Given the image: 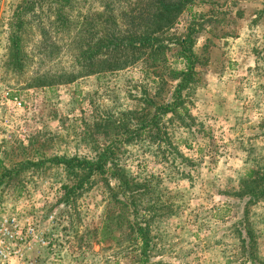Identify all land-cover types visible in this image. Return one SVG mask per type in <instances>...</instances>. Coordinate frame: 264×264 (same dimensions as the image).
<instances>
[{"label": "rangeland", "instance_id": "1", "mask_svg": "<svg viewBox=\"0 0 264 264\" xmlns=\"http://www.w3.org/2000/svg\"><path fill=\"white\" fill-rule=\"evenodd\" d=\"M27 1L0 0V85L26 103L14 119L27 128L24 138L10 128L3 138L0 126V213L22 207L40 216L55 214L56 246L45 264H140L141 247L127 239L126 225L119 229L113 220L107 224L113 231L106 238L101 233L106 211L118 210L115 189L106 185L108 180L113 188L116 180L96 174L65 201L72 178L62 163L50 161L93 158L115 138L122 139L116 142L119 164L147 188L139 212L141 222L144 216L149 220L153 247L147 254L153 264H264V198L246 206L239 193L249 170L264 172V4H248L231 15L211 4L198 7L201 64L187 113L182 120L163 117L158 139L147 132L124 142L120 133L104 132L106 121L114 125L139 113L144 98L163 102L169 85L157 82L160 68L154 72L138 62L71 83L36 86L34 78L68 63L63 50L53 61L40 53L32 15L47 6L37 5L23 16L27 23L19 33L25 63H12V24ZM192 10L171 34L186 32ZM170 48L167 64L181 67L176 45ZM246 226L254 236L246 248L251 255L241 242Z\"/></svg>", "mask_w": 264, "mask_h": 264}, {"label": "trees", "instance_id": "2", "mask_svg": "<svg viewBox=\"0 0 264 264\" xmlns=\"http://www.w3.org/2000/svg\"><path fill=\"white\" fill-rule=\"evenodd\" d=\"M95 3L97 7H94ZM194 4L195 0H29L22 15H18L12 24V63L16 67L25 63L19 36L26 27L24 17L34 10L35 5L47 6L46 10L41 8L32 15L41 36L40 49H44L40 53L53 61L63 50L68 64L60 68L56 65L52 73L47 71L41 77L34 78L35 85L71 83L81 77L124 70L138 62L154 68V72L160 68L156 74L157 82L169 85L168 97L159 104H154L150 97L144 98L145 106L139 113L114 125L106 121L104 131L108 133V129H111L116 134L120 133L125 137L124 142L139 139L147 132L152 139H158L161 137L163 117L170 114L168 120L175 116L182 120L187 113L186 100L197 79L196 68L201 64V56L196 52L197 14L192 13L186 32L181 35L170 33L182 14L190 12ZM171 44L176 45V54L182 64L179 68L167 64L166 55ZM117 141L122 139H111L90 159L73 156L54 157L50 161L53 164L62 163L69 178H72V185L65 186V201L75 191L91 185L96 174L114 178L117 182L115 187L110 188L108 180L106 185L111 192L115 189L113 195L118 202V210L106 211L101 233L106 238L107 233L113 231L107 230V224L113 220L119 229L126 225L129 229L127 239L141 247L137 254L140 264H153L147 254L148 248L153 247L149 220L144 216L141 222L139 212L147 188L145 184L135 181V177L119 164ZM241 182L239 193L240 197L246 199V206L264 198V172L249 170ZM243 219L247 220L246 210ZM241 242L245 249L254 245V236L247 226ZM246 250L250 254L249 249Z\"/></svg>", "mask_w": 264, "mask_h": 264}, {"label": "built area", "instance_id": "3", "mask_svg": "<svg viewBox=\"0 0 264 264\" xmlns=\"http://www.w3.org/2000/svg\"><path fill=\"white\" fill-rule=\"evenodd\" d=\"M25 108L26 103L18 95L0 85L3 138L8 136V128L24 138L27 128L14 117L21 116ZM54 226L56 216L53 212L40 216L25 208L15 207L0 213V264H45L52 258L56 246Z\"/></svg>", "mask_w": 264, "mask_h": 264}, {"label": "crops", "instance_id": "4", "mask_svg": "<svg viewBox=\"0 0 264 264\" xmlns=\"http://www.w3.org/2000/svg\"><path fill=\"white\" fill-rule=\"evenodd\" d=\"M218 0H195V4L193 5V10L192 13H196L197 8L202 7L205 4H211L212 8H216L220 11L221 14H229L231 13H240L238 11L243 10L246 5L250 4L252 5L253 3H257L258 5L260 3L264 4V0H223L222 3H218ZM210 5V6H211ZM240 7V8H239ZM201 9V8H200ZM236 9V11H235ZM240 9V10H238ZM264 10V8H263ZM262 36L264 37V30L262 33Z\"/></svg>", "mask_w": 264, "mask_h": 264}]
</instances>
